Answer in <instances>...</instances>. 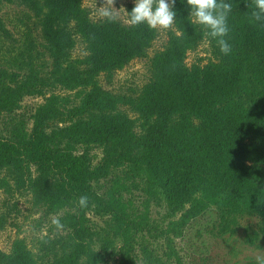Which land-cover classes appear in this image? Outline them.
Listing matches in <instances>:
<instances>
[{
  "label": "trees",
  "instance_id": "16d2710c",
  "mask_svg": "<svg viewBox=\"0 0 264 264\" xmlns=\"http://www.w3.org/2000/svg\"><path fill=\"white\" fill-rule=\"evenodd\" d=\"M5 2L34 12L50 63L0 60V118L25 96L44 98L24 136L0 127V192L30 191L62 214L66 233L54 262L17 237L10 251L0 246V264H174L176 239L213 208L249 212L264 225V21L252 18L251 0H225L229 55L189 17L186 0H175V31L150 57L149 79L128 93L103 79L148 57L159 30L94 19L83 0H0V42L11 34ZM79 40L85 53L76 56ZM206 40L208 60L189 64L188 53ZM142 173L159 184L169 210L155 225L136 215L129 194ZM86 192L105 208L102 248L87 207H78Z\"/></svg>",
  "mask_w": 264,
  "mask_h": 264
},
{
  "label": "rangeland",
  "instance_id": "374dc122",
  "mask_svg": "<svg viewBox=\"0 0 264 264\" xmlns=\"http://www.w3.org/2000/svg\"><path fill=\"white\" fill-rule=\"evenodd\" d=\"M85 7L94 19L103 18L101 7L106 0H83ZM135 4V0H114L113 7L116 19L127 23V7ZM105 7H110L105 5ZM1 14L10 29L7 40L0 42V60L9 61L12 66L19 67L27 62L41 66H49L50 58L46 53L41 36V29L34 12L20 2H5L1 5ZM175 24L171 29L159 30V35L149 49L148 57L134 58L123 69L118 70L111 83L105 84L117 92L128 93L132 89L140 88L150 77V57L164 47L168 36L175 31ZM85 53L84 43L79 40L74 49L76 56ZM209 42L203 41L198 48L188 53L187 62H206L210 56ZM43 70L44 68H40ZM44 102L42 96H25L21 106L11 116L0 118V127L19 129L17 135L24 136L32 128L31 114L35 107ZM8 122V123H7ZM101 151L93 154L94 162L101 160ZM140 186H138V182ZM98 195L105 190H92ZM135 202L136 215L144 216L143 220L155 225L163 218H167L169 210L163 197V190L159 184L147 173L139 175V180L129 191ZM88 197L86 220L92 232L99 233V247L105 245L106 225L105 208L95 196ZM17 203V206H15ZM7 216L6 225L0 229V246L10 251L15 238H24L36 255L54 262L60 258L61 239L65 228L57 231L51 225V219L62 214L44 204H37L33 194L27 190L16 192L13 197L0 192V218ZM86 217V218H87ZM142 222V218H139ZM249 212H239L229 208H213L194 220L184 236L176 239L179 250L176 264H256L255 257L264 254V225L262 220ZM107 241V240H106ZM114 260L111 261V264ZM174 263V264H175Z\"/></svg>",
  "mask_w": 264,
  "mask_h": 264
},
{
  "label": "clouds",
  "instance_id": "9594fccd",
  "mask_svg": "<svg viewBox=\"0 0 264 264\" xmlns=\"http://www.w3.org/2000/svg\"><path fill=\"white\" fill-rule=\"evenodd\" d=\"M114 0H106L105 5L110 7H101L100 15L109 22L116 19L113 7ZM190 8L189 17L193 22L199 24L205 30V35L216 40L220 52L229 55L232 52V46L225 37L229 33L228 15L232 10V5L225 0H186ZM254 10L251 13L255 21H264V0H251ZM175 0H135V5L128 12L127 24L132 27L146 24L150 30H168L171 29L176 20V13L173 10ZM78 207H88V197L86 195L79 197ZM51 225L57 231H62L64 225L58 217L51 219ZM256 264H264V254H258L255 257Z\"/></svg>",
  "mask_w": 264,
  "mask_h": 264
}]
</instances>
